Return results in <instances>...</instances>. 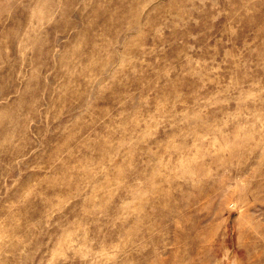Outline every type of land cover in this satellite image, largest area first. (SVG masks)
<instances>
[{
	"label": "rangeland",
	"instance_id": "rangeland-1",
	"mask_svg": "<svg viewBox=\"0 0 264 264\" xmlns=\"http://www.w3.org/2000/svg\"><path fill=\"white\" fill-rule=\"evenodd\" d=\"M0 264H264V0H0Z\"/></svg>",
	"mask_w": 264,
	"mask_h": 264
}]
</instances>
